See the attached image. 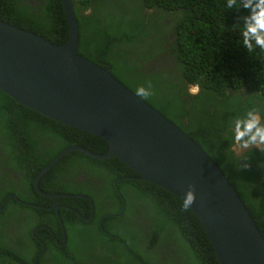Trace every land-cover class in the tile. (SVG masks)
Masks as SVG:
<instances>
[{
  "label": "trees",
  "instance_id": "1",
  "mask_svg": "<svg viewBox=\"0 0 264 264\" xmlns=\"http://www.w3.org/2000/svg\"><path fill=\"white\" fill-rule=\"evenodd\" d=\"M72 3L77 53L107 69L134 94L150 81L154 95L141 99L187 133L217 165L264 240V153L255 149L243 153L251 166L240 169L231 133L232 120L250 108L264 117V51L248 53L240 35L249 11L228 9L226 0ZM0 20L54 44L67 40L59 0H0ZM157 38L158 45L152 44ZM148 43L152 45L145 49ZM160 57L164 62H157ZM148 59L154 61L152 67ZM157 63L162 65L154 70ZM190 86L195 93L188 92ZM75 138L80 142L74 143ZM73 145L95 154L107 149L101 138L54 121L0 91V264H74L69 256L77 237L95 233L101 202H116L109 211L121 209L118 193L124 209L105 220L104 226L111 221L115 233L111 238L102 235L106 257L117 254L116 264H219L192 211H183L181 200L140 179L116 157L96 159L69 150L39 176L42 193L34 190L38 171ZM69 161L82 162L86 176L96 175L101 183L85 187L58 181V168H67ZM225 164L239 179L227 172ZM58 189L89 194L93 218L87 222L64 207L88 216L85 199L57 197V208L51 207L53 200L44 193ZM17 224L21 231L14 230L19 229ZM30 226H38L39 234L34 236ZM63 239V246L56 247ZM96 258L100 260L98 254Z\"/></svg>",
  "mask_w": 264,
  "mask_h": 264
},
{
  "label": "water",
  "instance_id": "2",
  "mask_svg": "<svg viewBox=\"0 0 264 264\" xmlns=\"http://www.w3.org/2000/svg\"><path fill=\"white\" fill-rule=\"evenodd\" d=\"M67 40L54 44L0 20V91L37 113L101 138L104 154L69 150L96 159L116 157L139 178L182 201L195 185L191 211L204 229L219 264H264V240L233 186L200 146L114 78L77 53L72 0H59ZM54 198L55 195L44 193ZM56 209V206L51 205Z\"/></svg>",
  "mask_w": 264,
  "mask_h": 264
},
{
  "label": "clouds",
  "instance_id": "3",
  "mask_svg": "<svg viewBox=\"0 0 264 264\" xmlns=\"http://www.w3.org/2000/svg\"><path fill=\"white\" fill-rule=\"evenodd\" d=\"M226 7L228 9H239L240 7H243L244 9H247L249 11V14L243 18L244 23L242 25V31L240 33L242 38V46L248 51V53H252L256 49L264 51V0H226ZM192 87L194 86H190L188 88L189 93V89H191ZM195 89H193L192 91L195 92ZM153 95L154 91L150 81L147 83V86L141 85L135 91V96L142 99H148ZM231 133L233 144L235 148L238 149L237 155L240 157L238 160V167L240 169L249 168L251 165L250 163H248V157L247 155H243V153L247 152L248 150L252 151L253 149L264 153V117H262L261 111L253 107L247 110L244 114L236 116L231 122ZM73 146L80 147L78 145ZM241 161H243V163H241ZM53 195H55L54 198L56 196H69L71 198H80L87 200L90 205V212L88 216L81 214L78 210L72 207H64L65 209L72 212L75 216L80 217L87 222L93 218L94 204L89 194L85 192H61L59 194ZM108 195L114 198L113 195L109 193ZM115 196L120 201L121 205V209L118 212L109 211L111 209L110 205H115L116 202L112 204H105L104 202L100 203V206L103 208V211L99 217V222L95 233H97L104 240V242L106 241V239L102 235H105L106 237L110 238L113 236L105 232V226L110 227L112 228V230H114L111 225V221H108V223L104 226L105 220L120 215L124 209L125 201L122 195L118 193L115 194ZM194 203H196L195 185L189 184L185 192L184 198L182 199L181 209L183 211H188L189 209H191V206ZM53 206H56L57 208V205L55 203L53 204ZM61 233L62 235L65 234L62 227ZM62 242H64V239ZM109 255L110 257H106L105 254L101 253L100 261L97 264H116L118 258L117 254Z\"/></svg>",
  "mask_w": 264,
  "mask_h": 264
},
{
  "label": "flooded vegetation",
  "instance_id": "4",
  "mask_svg": "<svg viewBox=\"0 0 264 264\" xmlns=\"http://www.w3.org/2000/svg\"><path fill=\"white\" fill-rule=\"evenodd\" d=\"M79 142L80 140L78 138H75L74 143H79ZM235 155L237 156V154ZM67 166H68L67 168H63V166L60 165L56 174L57 180L64 183V185L71 186L79 183L84 185L85 187H88V186H96L97 184L101 183L99 177L96 175L86 176L85 174L86 169L84 168V166H82V162L69 161ZM59 190L60 189H58L57 191H51V193L59 194ZM57 197L58 196L54 198V201H52L51 204L55 203ZM18 224H20L21 227H24V223H18ZM20 226L18 225L19 229H14V230L21 231L22 228H20ZM29 228L32 229L31 232L34 236L36 235V233H38L39 230L38 226H33V227L30 226L28 227V229Z\"/></svg>",
  "mask_w": 264,
  "mask_h": 264
},
{
  "label": "crops",
  "instance_id": "5",
  "mask_svg": "<svg viewBox=\"0 0 264 264\" xmlns=\"http://www.w3.org/2000/svg\"><path fill=\"white\" fill-rule=\"evenodd\" d=\"M104 240L97 234L91 233L85 237H77L76 249L74 254H70V259L74 264H97L100 260H97L96 255L99 257L102 253ZM63 242L56 245V247H62ZM64 254H69L67 251H63Z\"/></svg>",
  "mask_w": 264,
  "mask_h": 264
},
{
  "label": "rangeland",
  "instance_id": "6",
  "mask_svg": "<svg viewBox=\"0 0 264 264\" xmlns=\"http://www.w3.org/2000/svg\"><path fill=\"white\" fill-rule=\"evenodd\" d=\"M114 3H115V2H114ZM115 4H117L118 6L120 5V3H115ZM119 7H121V6H119ZM158 43H159V39L157 38V39H155L154 43H152V44H154V45H158ZM152 44H151V43L146 44V45H145V49H146L147 47L151 46ZM163 50H164V49H163ZM157 62H164V61H163L162 58L160 57L159 60H158ZM153 64H154V61H151V60L148 59V67H152ZM161 65H162V64L157 63V65L154 66V70L157 69V68H158L159 66H161ZM193 89H195V88L192 87L191 89H189L190 93H195V92H196V91L193 92V91H192ZM195 90H196V89H195ZM234 151H235V154H237L238 149L235 148ZM237 156H238V155H237ZM224 166H225V168L227 169V172H228L231 176H235L237 179H239V178L237 177V175L232 171V169H230V167H229L227 164H225ZM237 173H238V176L241 177V174H240V172H239L238 170H237ZM227 180H228V179H227ZM229 183H230V182H229ZM246 189H247V187H246ZM50 198H52V197H50ZM52 200H53V198H52ZM127 221H128V219H127ZM131 229H132L134 232H137L134 226H131ZM258 231H259V230H258ZM105 232H106L107 234H110V235H113V236L115 235L114 230H112V231L105 230Z\"/></svg>",
  "mask_w": 264,
  "mask_h": 264
}]
</instances>
